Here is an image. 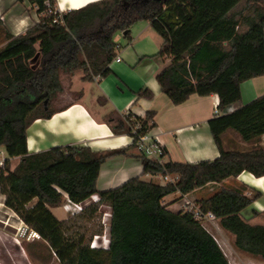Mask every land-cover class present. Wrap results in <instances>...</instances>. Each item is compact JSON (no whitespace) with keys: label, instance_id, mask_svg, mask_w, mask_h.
<instances>
[{"label":"trees","instance_id":"1","mask_svg":"<svg viewBox=\"0 0 264 264\" xmlns=\"http://www.w3.org/2000/svg\"><path fill=\"white\" fill-rule=\"evenodd\" d=\"M28 1L41 17L26 33L12 34L0 19V147L8 156L0 169V192L5 205L40 233L37 240L49 251L33 259L45 264H229L204 224L189 211L169 209L164 199L243 171L264 176V95L226 112L241 100L243 82L264 76V0H97L66 11H59L57 0ZM166 11L175 13L180 24H165ZM142 20L163 38L151 58H170L156 78L172 103L181 104L193 94L219 96L225 114L209 125L220 156L159 163L138 153V134L156 126L154 109L141 118L114 110L105 118L115 135L134 137L126 147L94 151L60 145L30 152L31 124L62 110L53 107L64 89L62 75L82 74V81L108 76L121 50L116 32L122 31L130 42L132 26ZM138 95L153 97L149 89ZM136 122L140 127L134 133ZM232 131L249 148L225 147V134ZM131 151L137 153L143 175L175 173L179 181L161 184L136 176L99 190L102 165ZM14 157L19 161L11 169ZM65 202L82 208L60 220L52 209ZM250 203L251 198L238 191L222 188L200 205L235 235L237 248L264 257V226L251 225L241 215ZM104 205L111 210L109 242L91 247L94 236L104 232L103 227L91 228Z\"/></svg>","mask_w":264,"mask_h":264},{"label":"crops","instance_id":"2","mask_svg":"<svg viewBox=\"0 0 264 264\" xmlns=\"http://www.w3.org/2000/svg\"><path fill=\"white\" fill-rule=\"evenodd\" d=\"M57 1L59 11L72 9L69 4L62 9V0ZM40 17L37 6L32 5L28 0H0V19L14 35L26 33L40 20ZM137 24H140V27L136 28L135 36L131 35L128 45L122 47L119 43L123 53L117 56L120 58L119 61L112 62V72L106 77L83 82L91 93L89 100L100 107L97 110L91 108L86 102L88 97L86 87H82L83 95L65 105L67 108L63 109L64 105L59 106L57 109L62 110L51 118H39L31 124L28 129L30 152L44 151L60 145H84L94 151L126 147L133 142V137L127 134L115 135L105 122V115L114 110L125 116L141 118L148 110L154 109L157 111L154 118L156 126L150 130V133L158 138L165 151L164 162L173 160L194 163L214 160L220 156L209 125L211 119L225 114L219 109V96L193 94L181 104L172 103L162 92L156 78L157 73L170 63V58H151L160 50L163 38L149 21H138L132 28ZM139 56L140 59L150 57L155 64L148 63L146 70L138 68L133 70L123 62L124 58L128 57L132 63H135L134 57ZM262 78L264 76L243 82L241 100L230 106L226 112H233L264 95ZM143 89L152 91L153 97L150 99L139 96L138 92ZM215 109H219L220 113L216 114ZM224 142L227 148L234 145L249 147V144L233 131L225 134ZM6 158L8 156L2 159ZM18 161V157L10 158L11 169ZM136 176L143 180L152 176L150 180L165 184L159 180L160 175H143L142 163L137 158V153L131 151L128 155L112 157L102 165L97 187L99 190H107ZM222 188L236 190L251 198V203L242 210L241 215L251 225L264 226V176H255L248 171H243L237 177H229L222 182L209 183L187 194L177 192L175 193L177 201L169 204V209L181 210L187 200L201 204ZM216 219L217 221L203 224L219 243L229 264H264V257L237 248L234 243L235 235L222 228L219 218ZM25 225L17 213L5 205V196L0 192V264H35L34 255L35 257L36 254L49 255L48 249L40 240L20 236V229ZM213 231L218 235L215 236ZM54 256L51 258L52 263L57 260Z\"/></svg>","mask_w":264,"mask_h":264},{"label":"rangeland","instance_id":"3","mask_svg":"<svg viewBox=\"0 0 264 264\" xmlns=\"http://www.w3.org/2000/svg\"><path fill=\"white\" fill-rule=\"evenodd\" d=\"M140 24H137L135 27H133L131 30V35L135 36V32H136V28L140 27ZM142 25V24H141ZM139 29V28H138ZM115 39L116 42L120 43L122 45V47H125L128 45L129 40L124 36V33L122 31H117L115 34ZM123 53V48L119 51V54ZM133 57V56H132ZM141 56L139 57H134V59H136L135 63H132V61L126 57L124 58V63L128 64L130 68H132L133 70L135 69H145V67H147L148 63H151V65H154V61L150 58V57H145L144 59H140ZM151 61V62H149ZM146 70V69H145ZM62 81H63V91L60 92L58 94V97L56 98V100L53 102V107L54 108H58L59 106H65L67 105L69 102L76 100L80 94H81V88L82 87H86V91L88 93V97L86 102L91 106L92 109L97 110L100 106L97 103H92L89 99L91 96V93L89 91V89L87 88V85L85 83H83L84 81L81 80V77L79 74H77L74 77H71L69 75H62ZM262 81H264V78H262ZM105 118H109V114L105 115ZM246 148H249L248 146ZM7 157L6 152L4 150L3 147H0V162L3 163L4 160L2 158ZM4 166L3 164H0V169H2V167ZM152 176H149L147 178H144L146 181L150 180ZM161 182L163 181L162 176L159 177ZM148 179V180H147ZM176 197V194H171L165 197L164 199V203L165 204H171L173 201H177V197L176 199L172 200L173 198ZM170 200H172L170 202ZM35 201L32 202V204H34ZM66 203V202H65ZM63 204L61 206L55 207L53 208V212L54 214H56V216L59 219H63L66 218L68 216V214H70V212L74 211V206L73 203H66ZM110 214H111V210L110 207H108L107 205H104L100 208V211L97 215V217L95 219L92 220V230H96L99 227H103V235L102 237L99 239V243H101V245H106L108 244V239H109V228H110ZM217 221V219H215ZM213 233L215 234V236H217L218 234L215 233L213 231ZM53 255V254H52ZM55 257V256H54Z\"/></svg>","mask_w":264,"mask_h":264},{"label":"built area","instance_id":"4","mask_svg":"<svg viewBox=\"0 0 264 264\" xmlns=\"http://www.w3.org/2000/svg\"><path fill=\"white\" fill-rule=\"evenodd\" d=\"M114 60L119 61L120 58L117 57ZM215 113L219 114L220 110L215 109ZM140 127V123H136L133 128V132L136 133ZM133 137V136H131ZM134 140V137H133ZM261 143L262 146L264 147V134L261 137ZM137 151L144 157L157 161L159 163H164V156H165V151L163 147L161 146L159 140L157 137L153 136L150 131L148 132H143L138 134L137 138ZM0 164H3L0 162ZM163 178V181L165 183H177L179 181V175L172 173V174H167V175H160ZM96 198V196L94 197ZM73 203V202H72ZM74 210H80L82 208L81 204L73 203ZM182 209L185 211H189L193 214V216L200 220L202 223L213 221L216 219L215 214L212 211H207L204 212L201 208V205L187 200ZM20 236L26 237L27 239H40L41 235L39 232H37L34 229L29 228L27 225H25L23 228L20 229L19 232ZM100 236L96 235L94 236L92 242H91V247H97L100 246L101 243H99ZM109 242V239H108ZM106 246V245H105Z\"/></svg>","mask_w":264,"mask_h":264},{"label":"bare ground","instance_id":"5","mask_svg":"<svg viewBox=\"0 0 264 264\" xmlns=\"http://www.w3.org/2000/svg\"><path fill=\"white\" fill-rule=\"evenodd\" d=\"M93 1H97V0H62L61 8L64 9L66 4H69L72 9H76V8L82 7L88 3H91Z\"/></svg>","mask_w":264,"mask_h":264},{"label":"water","instance_id":"6","mask_svg":"<svg viewBox=\"0 0 264 264\" xmlns=\"http://www.w3.org/2000/svg\"><path fill=\"white\" fill-rule=\"evenodd\" d=\"M162 20L167 25H172V24L179 25L180 24V20L178 19V17L175 15V13L171 11H166ZM46 104H47V101H46Z\"/></svg>","mask_w":264,"mask_h":264}]
</instances>
